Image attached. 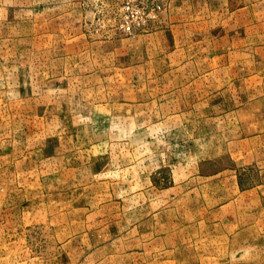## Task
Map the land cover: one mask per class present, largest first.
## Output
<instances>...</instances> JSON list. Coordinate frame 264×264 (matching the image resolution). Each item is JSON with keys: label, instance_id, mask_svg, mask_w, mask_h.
<instances>
[{"label": "rangeland", "instance_id": "obj_1", "mask_svg": "<svg viewBox=\"0 0 264 264\" xmlns=\"http://www.w3.org/2000/svg\"><path fill=\"white\" fill-rule=\"evenodd\" d=\"M0 264H264V0H0Z\"/></svg>", "mask_w": 264, "mask_h": 264}]
</instances>
